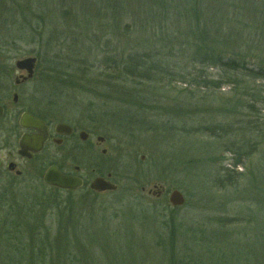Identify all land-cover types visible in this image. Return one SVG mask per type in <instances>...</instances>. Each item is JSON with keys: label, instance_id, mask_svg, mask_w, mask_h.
<instances>
[{"label": "rangeland", "instance_id": "1", "mask_svg": "<svg viewBox=\"0 0 264 264\" xmlns=\"http://www.w3.org/2000/svg\"><path fill=\"white\" fill-rule=\"evenodd\" d=\"M186 2L164 0L163 8L160 0H0V71L14 72L8 84L20 74L16 61L40 57L37 75L43 70L44 80L30 84L32 103L91 132L104 166L113 162L121 168V178L114 181L117 192L88 198L85 190L43 185L30 167L24 170L30 178L15 184L14 197H5L8 178L1 176L0 199L13 204L9 219L21 223L23 245L40 247L36 243L43 241L47 246L41 247L42 260L34 252L16 258L21 264H233L226 258L230 247L250 243L252 264L264 261L263 241H252L264 229L262 108L257 106L253 117L237 102L234 86L206 90L174 82L118 81L127 55L170 50L184 55L190 20L183 16L190 7ZM209 73L216 76L215 70ZM132 96L140 100L134 103ZM137 104L143 125L133 123L131 105ZM215 125L226 133L216 138L189 132ZM241 135L243 164L232 167L241 158L229 150ZM97 137L104 143L98 144ZM75 155L71 166L89 181L88 161L80 152ZM160 188L163 194H152ZM174 190L184 198L180 207L168 203ZM28 208L35 212L33 218L25 216L31 217L25 224L20 215ZM7 244L0 234L3 254Z\"/></svg>", "mask_w": 264, "mask_h": 264}, {"label": "trees", "instance_id": "2", "mask_svg": "<svg viewBox=\"0 0 264 264\" xmlns=\"http://www.w3.org/2000/svg\"><path fill=\"white\" fill-rule=\"evenodd\" d=\"M186 1V3L190 4V7L186 11V15L183 16L188 17L190 20L188 29H186L189 44L182 51L184 55L178 57V54L174 52L171 55V50L166 55H162L159 52L153 56L147 54L136 55L135 53L131 56L127 55L129 58L122 68L121 78H118V81L120 79L128 80L136 85L142 83L162 85L163 82H174L206 90H217L224 85L234 86L238 95L237 102L247 107L252 116L256 117L258 113L257 106H260L264 111V84L254 85L259 81L264 82V55L261 54L262 52L264 54V0ZM160 4L163 8H167V5H164V0H160ZM244 18L252 19L255 24H252V22L248 23ZM174 37L175 34L173 33L170 39L175 43ZM179 58L184 62L180 63ZM118 68L119 66H117ZM210 69L216 71V76L209 73ZM134 92L137 91L134 90ZM242 93H244V99L240 98ZM130 100L136 103L134 100L140 99L132 96ZM131 107L135 109V120L137 121L133 123L143 125L139 117L141 116L139 114L140 111H138L140 106L137 104L131 105ZM128 119V115L123 118L126 121ZM117 120L118 122L121 121V113L118 115ZM139 120L140 122L138 123ZM221 128L217 125L213 127L203 126L189 129V132L206 133L209 136L218 138L220 133H226ZM252 130L256 132L257 129L252 128ZM231 132L233 133V131ZM237 139L238 141L232 145L229 151L233 152L235 149L241 159L234 161L232 167H241L243 164L241 150L245 145L241 140L244 137L241 135ZM24 181L26 179L21 182ZM6 187L3 189L5 197L6 195L14 197L15 184L12 187L11 182H9ZM93 195L95 196V194L85 191L84 197H93ZM0 206L3 207V210L4 207L7 210V215L5 214L1 218L3 210L0 209V221L3 222L5 220L4 225L0 227V234H5L8 243V247L6 246L8 249L7 253L3 254V251H0V264H21L19 261L34 252L38 253L36 258L42 260L45 253L44 248L41 247H47L45 243L38 241L36 244L40 243V247L29 246L27 243L23 245L24 242L19 235L21 234V223L9 219L13 215V204H3L0 199ZM34 212V210L28 208L24 215H20L24 216L22 218L23 221H21L25 224L30 222L31 217L33 218L31 214H34ZM27 215L31 217H25ZM74 230L76 232L78 229L75 228ZM2 231L4 232L2 233ZM72 234L76 239L75 236L77 234ZM253 237L254 234L249 236L250 239ZM252 241H263L264 243V229L260 232L259 237L254 238ZM10 242L13 244H9ZM252 244L245 246L241 244L232 245L226 258L230 257L233 264H252L251 259H249L250 254L255 252ZM17 255L19 257H16ZM16 258H21V260L17 261ZM214 263L219 264V262ZM261 263L264 264V261Z\"/></svg>", "mask_w": 264, "mask_h": 264}, {"label": "flooded vegetation", "instance_id": "3", "mask_svg": "<svg viewBox=\"0 0 264 264\" xmlns=\"http://www.w3.org/2000/svg\"><path fill=\"white\" fill-rule=\"evenodd\" d=\"M28 58L35 59L31 77L27 76L26 71L16 69L20 74L14 77L12 84H8L13 70L0 71V172H3L0 177L5 175L8 178L7 183L11 182L14 187V184L30 178L31 173L24 172L26 167L32 169L33 175H39L41 182L49 168H56L64 177L80 179L82 186L75 190L50 187L52 189L68 192L85 190L97 195L117 192L114 181L121 178V168L113 166V162L104 166L107 161L95 155L92 133L76 122L53 118L47 108L32 103L35 93L30 84L37 80L43 81L41 77L43 78L45 72L41 70L42 75H37L40 70V57ZM96 141L98 144L104 143V139L100 137H97ZM79 152L88 161L91 173L89 181L79 176L77 166L70 164L71 161L77 160L75 154ZM101 154L104 155L105 151ZM109 166H113L110 172ZM70 168L71 171H67ZM97 178L111 184L114 189L102 192L91 190L90 184Z\"/></svg>", "mask_w": 264, "mask_h": 264}, {"label": "water", "instance_id": "4", "mask_svg": "<svg viewBox=\"0 0 264 264\" xmlns=\"http://www.w3.org/2000/svg\"><path fill=\"white\" fill-rule=\"evenodd\" d=\"M35 59L25 58L15 62V68L20 71H26L27 76L31 77L33 74ZM42 182L44 185L49 187H55L61 190H75L82 186V181L74 177H64L62 176L56 168H49L43 175ZM90 189L93 191H106L113 190L114 186L106 183L103 179H95L90 184ZM156 190V187H155ZM163 190H157L152 193L154 195L160 196ZM150 194L151 191L149 190ZM168 203L172 207H180L184 204V198L178 191L174 190L168 195Z\"/></svg>", "mask_w": 264, "mask_h": 264}]
</instances>
